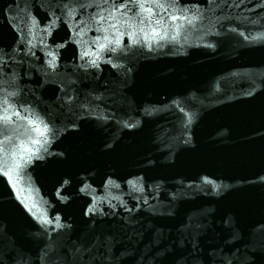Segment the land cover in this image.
Returning a JSON list of instances; mask_svg holds the SVG:
<instances>
[{
	"label": "water",
	"instance_id": "obj_1",
	"mask_svg": "<svg viewBox=\"0 0 264 264\" xmlns=\"http://www.w3.org/2000/svg\"><path fill=\"white\" fill-rule=\"evenodd\" d=\"M87 2L0 0V264H264V0Z\"/></svg>",
	"mask_w": 264,
	"mask_h": 264
},
{
	"label": "snow or ice",
	"instance_id": "obj_2",
	"mask_svg": "<svg viewBox=\"0 0 264 264\" xmlns=\"http://www.w3.org/2000/svg\"><path fill=\"white\" fill-rule=\"evenodd\" d=\"M148 3L154 4L158 8H165V10H166L167 8L174 7L176 0H171V2H169V0H164V3H161V0H88L87 3H78L77 6L80 9L91 8V7L105 9L108 12V17H105L102 14V12H97L95 16L91 17L92 21L96 24H102L103 22H105L106 19H108L110 17L111 21L109 23V27H111L113 29H118V25L123 23V24H127L129 28L134 29L136 27V23H135L133 17L127 16L126 10L129 8V5L131 4L133 6V8H139L140 10L148 13L149 16H151L153 14V9L150 7H145V5ZM64 9L67 10L68 16H71L72 12H74L76 10L75 7H69L68 2L64 3ZM117 13H120L121 17H126V19L118 20L117 16H116ZM97 17H99V18H97ZM170 19L173 22H175L177 20H180L181 16H177L175 14H172L170 16ZM183 19L188 20V17L184 16ZM140 23L143 24L144 20H140ZM161 23H162V20L156 21L157 25H159ZM188 23L191 24V20H188ZM141 31H143V29H141ZM81 32H83V29H81ZM133 35H135V33H129L130 38ZM152 35L153 36H159L160 33L153 30ZM105 39H107V37H105ZM109 43H112V41H109ZM116 43L119 44L118 39L116 40ZM133 43H136V41L133 40ZM111 51H115V48L111 49ZM8 55H9L8 53H5L4 50L2 48H0V77H2V75H3L4 66L8 63V59L5 58ZM84 55L87 56L88 53L85 52ZM54 59L55 58L53 57V61H54ZM91 62L93 64H95L94 60ZM2 89H3V82H2V80H0V90H2ZM5 103H7V101L4 100L3 98H0V107H2L3 104H5ZM14 115H18V113H14ZM0 119H7V117H0ZM45 127L47 128V125H45ZM33 143H39V141H34ZM0 146H2V142H0ZM25 151H28V150L25 149ZM14 167H19V165H14ZM0 171H3V170L0 169ZM11 171H12L11 169H8L7 171H3V174L8 176ZM104 247H105V255L110 254L112 245L108 242H105ZM86 251H90V249H88ZM221 264H232V261L231 260H227V261L222 260Z\"/></svg>",
	"mask_w": 264,
	"mask_h": 264
}]
</instances>
